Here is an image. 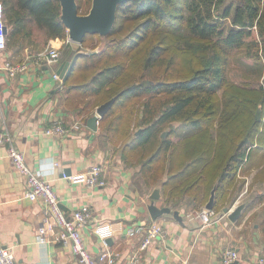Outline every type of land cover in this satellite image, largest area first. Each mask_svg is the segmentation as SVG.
I'll return each instance as SVG.
<instances>
[{"label": "trees", "instance_id": "16d2710c", "mask_svg": "<svg viewBox=\"0 0 264 264\" xmlns=\"http://www.w3.org/2000/svg\"><path fill=\"white\" fill-rule=\"evenodd\" d=\"M2 1L7 24L13 27L8 48L15 50L19 38L31 33L32 22L48 39L67 38L59 0ZM81 3L78 0L80 12ZM139 19H145L151 35L135 28ZM96 34H87L81 45ZM153 35L157 42L140 70L152 72L163 50L172 46L175 53L186 54L188 77L151 81L139 75L133 53ZM105 36L112 38L107 48L88 53L79 49L63 57L72 60L77 55L64 83L67 105L88 113L119 94L100 118V129L106 127L111 139H125L132 125L130 104L143 98L139 130L126 142L125 157L128 161L147 157L139 172L145 183L160 185L172 206L185 200L199 210L215 185L213 209L233 203L236 197L230 199L229 190L243 165L251 164L264 149V84L237 83L228 68L232 54L239 51L259 65L264 55V0H129L119 5L117 21ZM178 120L191 126L189 134L181 124H173Z\"/></svg>", "mask_w": 264, "mask_h": 264}, {"label": "crops", "instance_id": "0c3cea01", "mask_svg": "<svg viewBox=\"0 0 264 264\" xmlns=\"http://www.w3.org/2000/svg\"><path fill=\"white\" fill-rule=\"evenodd\" d=\"M12 28L9 25V36ZM66 40L72 45L77 43L70 40L68 33ZM46 49L21 59L10 47L0 53V64L10 61L27 65L14 74L0 69V133L11 134L33 169L52 181L69 217L84 206L92 210L91 223L82 230L92 253L113 255V264H128L135 255L139 257L138 264H218L224 251L234 247L239 252L235 264H258V258L264 256V227L263 221H252L259 206L251 199L242 201L247 204L238 220H231L224 212L225 207L240 202L237 195L233 203L214 209L217 219L205 223L185 200L172 206L162 194L155 204L171 211L156 219L151 216V194L160 185L148 186L137 171L112 155L101 140L100 121L97 130L88 124V119L96 114L93 109L81 113L67 105L65 81L57 80L54 73L69 59L61 58L50 65L40 62L38 56ZM57 121L63 122L67 132L46 134L45 129ZM94 164L102 166L103 185L76 183L63 175L83 172ZM26 189V177L14 167L6 145L0 143V244L13 249L17 264H82L70 246L54 240L39 243L43 201L25 197ZM175 211L181 219L174 215ZM100 222L110 223L114 229L107 245L95 232ZM148 222L161 224L164 235L142 248L146 235L128 236L126 229Z\"/></svg>", "mask_w": 264, "mask_h": 264}, {"label": "built area", "instance_id": "2783aa9c", "mask_svg": "<svg viewBox=\"0 0 264 264\" xmlns=\"http://www.w3.org/2000/svg\"><path fill=\"white\" fill-rule=\"evenodd\" d=\"M8 25L6 21L5 6L0 0V53L8 48V33H5L4 28ZM9 29V25H8ZM39 61L46 64L57 63L61 59V51L57 47L47 48L39 54ZM4 68L14 74L18 70L26 69L24 63H12L5 61L0 64V69ZM57 80H61L59 73H54ZM2 113L0 110V122ZM67 128L62 121L55 122L52 126L45 129V133L49 135H64ZM0 143L7 147L8 157L11 159L14 167L26 177L27 189L24 196L31 200L43 201V215L39 226L38 241L39 243H47L49 241L61 242L64 245L70 246L72 251L78 257L82 264H100L107 260L108 264L114 263L113 255L107 252L95 256L86 244L83 235V228L91 223L92 210L88 206H84L76 210L72 216H68L61 206V199L54 187L52 181L43 178L33 167L28 163L24 151L16 146L13 137L8 132L0 133ZM102 166L98 164L91 165L87 170L75 173L66 174L64 177L76 183H86L90 186L103 185L101 179ZM239 201V199H238ZM205 223H211L217 219V212L206 207L196 211V214ZM164 228L157 222L139 223L128 226L126 234L135 236L144 234L145 239L142 248L149 245L158 236L164 235ZM96 234L107 245L106 241L114 234V229L110 223L100 222L95 226ZM239 257V252L236 248H227L224 251L222 259L218 264H234ZM138 255L132 256L128 264H138ZM258 264H264V256H260L257 260ZM0 264H17L14 251L11 247L0 244Z\"/></svg>", "mask_w": 264, "mask_h": 264}, {"label": "rangeland", "instance_id": "374dc122", "mask_svg": "<svg viewBox=\"0 0 264 264\" xmlns=\"http://www.w3.org/2000/svg\"><path fill=\"white\" fill-rule=\"evenodd\" d=\"M238 1V0H234ZM82 9L81 12H85L90 10V5H92L89 0H82ZM90 7V8H89ZM135 28L139 30L140 33L145 35L146 33L152 34V31L150 29H147L145 24V19H139L134 22ZM132 25V24H130ZM133 26V27H134ZM29 31L31 32L28 35H22L21 38H19L18 44L16 45L15 50H13L15 53H19L21 57H18V59L25 58L27 54L35 53L43 48H51V47H57L61 51V58L63 57H69L73 56V52H78L79 49H81L83 52H91L92 50H101L104 48H107L111 42L112 38L108 36H101L99 34L96 35H90L87 37V42L85 45H81L79 43H75L72 45L69 43L66 39L65 41H60L58 39L50 40L47 38V35L42 30H39L35 23H30L28 25ZM132 27V28H133ZM127 33V32H126ZM125 35V34H123ZM118 36V37H117ZM117 39H119L122 35H117ZM256 36V35H255ZM158 37L151 36V38L146 42L140 44V46L137 47L136 51H134L133 55L136 57V62L138 64V69H142L143 66V60L146 59L149 55L150 47L154 44H156ZM122 43V45H127ZM96 46L94 49L92 47ZM19 51V52H18ZM72 52V54H71ZM172 57V58H171ZM186 54L181 51V53H175L174 48L172 46H168L163 50L161 58L158 61V65L154 67L150 72L147 73L146 70H140L138 73L139 75H143V79H151V81H157L161 79H167V78H176V77H188L190 70L188 67L189 62H185ZM171 59H174L175 62H172ZM252 58L245 57L244 55L240 54L239 52H235L232 54L230 59V65L228 68V74L229 76L235 80L237 83H241L245 80H251L254 83L258 84H264V55L259 60V65H256ZM263 68H262V67ZM260 68L262 72L260 73ZM100 98V97H99ZM98 98V99H99ZM143 98H139L134 100L129 107L130 111V120L131 127L129 129L128 136L123 139H119L118 136H115V138L111 139L108 137V130L106 127H103L100 129V136L103 144H106L110 151L112 152V155L116 156L117 158H120L122 162L129 168L134 169L138 172L139 177L141 180L145 181L144 177L139 173L141 170L142 162L147 157H142L139 161L138 159H134V161H128L126 159L125 150H126V142L132 138V136L135 135V133L139 130L138 126V115L140 114V109L142 105ZM96 107L93 108V113H96ZM175 125H182L184 132L186 134H189L191 131V126L184 125V123L180 120L173 122ZM170 127V124L165 125V131L168 130ZM129 137V138H128ZM132 157V156H131ZM126 162H125V161ZM244 169L239 173V176L237 180H235V185L232 187L230 192V199L237 196L239 197V203H241L244 199H246L248 202L252 201L254 204H258L259 207L256 208L254 211L256 215L253 217V220L263 221L262 227H264V149L260 150L253 156V160L251 164H244ZM242 183V188L239 186ZM160 184V183H159ZM149 185L148 186H153ZM158 185V184H156ZM154 185V186H156ZM239 188V189H238ZM241 194V195H240ZM262 198V199H261ZM238 204V203H234ZM233 204V206H234Z\"/></svg>", "mask_w": 264, "mask_h": 264}, {"label": "water", "instance_id": "95a60500", "mask_svg": "<svg viewBox=\"0 0 264 264\" xmlns=\"http://www.w3.org/2000/svg\"><path fill=\"white\" fill-rule=\"evenodd\" d=\"M61 4V19L68 29L70 40L81 44L87 34L108 35L111 33L116 21L119 5L129 0H92V5L87 13H81L78 0H59ZM5 33H9L8 25L4 28ZM93 52H97L96 50ZM82 53V52H80ZM77 55L72 60L65 61L58 69V73L63 81L68 79L72 71ZM119 94L114 95L109 100L99 105L96 114L88 119V124L97 130L98 122L106 112L112 107ZM166 132L164 133V135ZM161 187L154 188L151 198L152 203L149 206L151 216L156 219L165 212H170L169 207H159L155 204L157 199L162 197ZM217 185L214 186L211 196L205 207L212 210L215 205ZM246 202L238 203L232 207H225L224 212L227 213L231 220L236 221L240 218L246 207ZM174 215L181 219L179 212L175 211ZM235 264V263H234Z\"/></svg>", "mask_w": 264, "mask_h": 264}, {"label": "flooded vegetation", "instance_id": "af4514ba", "mask_svg": "<svg viewBox=\"0 0 264 264\" xmlns=\"http://www.w3.org/2000/svg\"><path fill=\"white\" fill-rule=\"evenodd\" d=\"M8 49V48H7Z\"/></svg>", "mask_w": 264, "mask_h": 264}]
</instances>
